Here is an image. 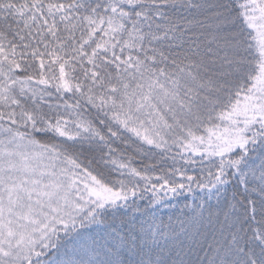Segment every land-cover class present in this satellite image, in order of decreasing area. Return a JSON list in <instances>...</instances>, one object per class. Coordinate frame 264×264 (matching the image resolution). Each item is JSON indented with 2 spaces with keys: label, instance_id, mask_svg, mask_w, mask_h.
<instances>
[{
  "label": "snow or ice",
  "instance_id": "1",
  "mask_svg": "<svg viewBox=\"0 0 264 264\" xmlns=\"http://www.w3.org/2000/svg\"><path fill=\"white\" fill-rule=\"evenodd\" d=\"M0 264H264V0H0Z\"/></svg>",
  "mask_w": 264,
  "mask_h": 264
}]
</instances>
